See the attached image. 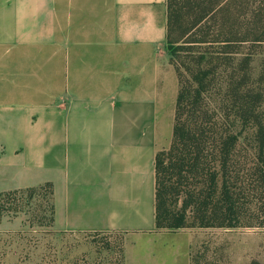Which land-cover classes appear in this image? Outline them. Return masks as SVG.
I'll use <instances>...</instances> for the list:
<instances>
[{
	"label": "crops",
	"instance_id": "1",
	"mask_svg": "<svg viewBox=\"0 0 264 264\" xmlns=\"http://www.w3.org/2000/svg\"><path fill=\"white\" fill-rule=\"evenodd\" d=\"M166 32V0H0V192L51 184L54 230L124 235L127 264L168 234L154 228L178 91Z\"/></svg>",
	"mask_w": 264,
	"mask_h": 264
},
{
	"label": "trees",
	"instance_id": "2",
	"mask_svg": "<svg viewBox=\"0 0 264 264\" xmlns=\"http://www.w3.org/2000/svg\"><path fill=\"white\" fill-rule=\"evenodd\" d=\"M178 91L154 160V228H264V0H166ZM182 41V43H180ZM51 184L0 192V222L43 214Z\"/></svg>",
	"mask_w": 264,
	"mask_h": 264
},
{
	"label": "rangeland",
	"instance_id": "3",
	"mask_svg": "<svg viewBox=\"0 0 264 264\" xmlns=\"http://www.w3.org/2000/svg\"><path fill=\"white\" fill-rule=\"evenodd\" d=\"M17 217L16 230L0 232V264H127L129 241L124 235L59 233L39 210L34 217L23 213ZM165 233L151 249L140 246L141 264H264V228Z\"/></svg>",
	"mask_w": 264,
	"mask_h": 264
}]
</instances>
